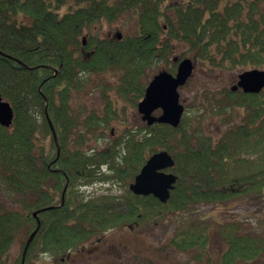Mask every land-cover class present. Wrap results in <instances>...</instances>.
Segmentation results:
<instances>
[{"label":"trees","instance_id":"trees-1","mask_svg":"<svg viewBox=\"0 0 264 264\" xmlns=\"http://www.w3.org/2000/svg\"><path fill=\"white\" fill-rule=\"evenodd\" d=\"M124 14L135 32L101 35ZM182 45L210 72L264 68V0H0V95L13 110L11 125H0V264L20 235L19 263L37 252L62 264L124 226L171 225L165 247L190 256L177 264L202 262L211 240L223 246L221 264L264 255V236L242 222L197 214L201 205L264 199V88L218 92L210 114L238 118L217 137L188 120L189 110L177 127L110 128L158 68L175 72ZM95 75L112 85L100 89V112H89L83 94H92ZM159 150L170 153L176 175L165 203L128 189ZM131 264L175 263L140 254Z\"/></svg>","mask_w":264,"mask_h":264},{"label":"rangeland","instance_id":"rangeland-1","mask_svg":"<svg viewBox=\"0 0 264 264\" xmlns=\"http://www.w3.org/2000/svg\"><path fill=\"white\" fill-rule=\"evenodd\" d=\"M65 9L66 7H63L60 12L62 13ZM135 30V18L129 14H124L118 21L104 25L101 35L111 37L117 32L132 34ZM185 51L186 47L184 45L177 46L178 55L182 54L183 57H189L191 53ZM159 70L160 68H158ZM168 72L174 74V72ZM238 73H240L239 69H216L210 72L207 71L204 65L195 62L192 78L178 90L180 103L184 107L182 117L189 110L187 119L191 120L193 124L196 123V125L201 123L204 132L214 137L222 133L226 127L233 125V122L238 118L233 111H226L227 113H224L223 116L212 112L215 111L216 102L218 104V100L221 99V94L218 92L223 88L230 89L235 84ZM93 80L94 89L92 94L88 95V91L83 94L86 103L85 110L100 112L105 102L100 89L107 82V91L109 92L111 90L109 87L112 84L109 83V75L102 78L95 75ZM95 86H98V88H95ZM108 95L114 97L113 92L108 93ZM119 104H123V102L119 101ZM124 111V114L119 117L120 119L112 120L110 124L112 132L113 130L116 131L115 128L119 127L122 122L128 123L130 121V123L135 124L142 122L136 106L131 107L127 104ZM240 111L239 109L236 110L237 113ZM154 114L157 115L159 112H154ZM100 188L103 189L104 187L93 186L88 190ZM111 189L117 193L121 191L118 186L111 187ZM197 214L204 218H211L213 221L238 220L249 230H254L264 236V199L239 198L227 204L201 205L197 210ZM170 234L171 225L157 226L146 230L124 226L109 231L103 236L94 238L80 246L71 253L64 264H131L134 256L140 254H146L159 261L175 264L189 261V255L165 247V242ZM23 238V235H20L14 241L6 254L4 264H58L47 254H37V252L30 255L26 263H23V259L19 263L18 259L21 254V241ZM222 250L223 246L219 242L211 240L206 254L208 257H204L202 262L196 264H221ZM236 264H264V255L254 261Z\"/></svg>","mask_w":264,"mask_h":264},{"label":"water","instance_id":"water-1","mask_svg":"<svg viewBox=\"0 0 264 264\" xmlns=\"http://www.w3.org/2000/svg\"><path fill=\"white\" fill-rule=\"evenodd\" d=\"M117 38L121 37L116 33ZM83 44L85 39L83 38ZM177 63L174 74L166 70L155 73L145 87L143 97L137 102L136 109L146 125L154 122L177 127L184 111L179 99V88L191 77L194 69L188 57L172 58ZM240 88L244 93H258L264 88V69L252 68L237 74L236 82L231 90ZM160 110L159 114L154 112ZM13 119L10 104L0 95V125L9 127ZM174 166V160L167 150H159L148 156L139 172L129 183L128 189L135 195H152L161 203L169 198L176 175L167 169ZM36 216V212L32 214Z\"/></svg>","mask_w":264,"mask_h":264},{"label":"flooded vegetation","instance_id":"flooded-vegetation-1","mask_svg":"<svg viewBox=\"0 0 264 264\" xmlns=\"http://www.w3.org/2000/svg\"><path fill=\"white\" fill-rule=\"evenodd\" d=\"M62 264H64V263H62Z\"/></svg>","mask_w":264,"mask_h":264}]
</instances>
